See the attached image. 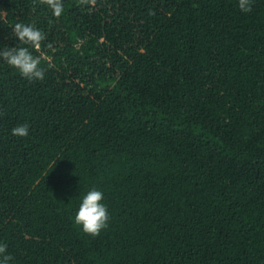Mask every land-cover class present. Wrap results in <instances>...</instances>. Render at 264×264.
<instances>
[{
	"label": "trees",
	"instance_id": "1",
	"mask_svg": "<svg viewBox=\"0 0 264 264\" xmlns=\"http://www.w3.org/2000/svg\"><path fill=\"white\" fill-rule=\"evenodd\" d=\"M63 4L0 0V48L46 34L43 80L0 59L9 264H264V0ZM94 187L96 237L74 223Z\"/></svg>",
	"mask_w": 264,
	"mask_h": 264
},
{
	"label": "clouds",
	"instance_id": "2",
	"mask_svg": "<svg viewBox=\"0 0 264 264\" xmlns=\"http://www.w3.org/2000/svg\"><path fill=\"white\" fill-rule=\"evenodd\" d=\"M39 2L47 5L56 18L61 17L65 11L63 0H39ZM79 4L95 7L96 0H79ZM238 7L243 12H250L252 0H238ZM12 35L18 38L21 46L8 47L5 45L0 48V59L8 66L17 69L20 75L28 80H43L45 73L40 67L42 57L33 55L30 48L39 52L42 42L46 39V34L34 23L17 22L12 26ZM47 47L50 49L52 45L49 43ZM11 134L16 137H27L29 124L23 123L13 127ZM103 199V192L95 187L92 188L82 197V203L79 204L78 211L74 215V223L81 226L84 233L93 237L98 236L108 226L110 220L108 208L102 203ZM6 250L7 245L0 244V264H9L13 259Z\"/></svg>",
	"mask_w": 264,
	"mask_h": 264
}]
</instances>
